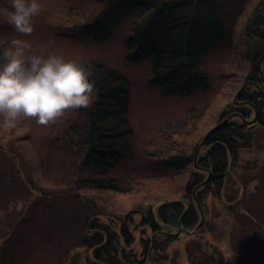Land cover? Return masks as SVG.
<instances>
[{
  "label": "rangeland",
  "instance_id": "rangeland-1",
  "mask_svg": "<svg viewBox=\"0 0 264 264\" xmlns=\"http://www.w3.org/2000/svg\"><path fill=\"white\" fill-rule=\"evenodd\" d=\"M263 1L218 0L222 5L227 38L204 58L203 69L211 85L206 91L184 97L169 94L164 86L150 83V62L135 64L129 60L131 53L126 37L131 31V20L104 42H91L80 32L81 25L91 23L103 11L104 0H41L43 7L40 15L34 18V32L21 37L32 44V51L42 55L57 53L82 64L96 61L128 78L131 97L127 116L135 132V141L130 156L112 176L119 181L121 190L144 186L148 193L125 194L106 203L104 197L97 196L90 187L86 188L80 182L75 185L76 179H83L85 175L76 173L79 159L75 160L72 153L57 147L55 139L81 120L79 116L84 108L67 110L47 125L25 117L10 124L0 115V146L5 147L2 146L0 152V166L3 163V167L11 166L4 151L8 149L6 146L15 147L24 163L31 162L32 179L41 187V192L30 193L22 183L14 181L13 189L8 191L0 168V264H84L75 255L87 251L82 236L87 230L84 221L93 210L119 222L126 218L130 223L138 224L141 217L136 212L141 205L149 208L181 199L194 169L192 163L182 172L178 166L166 168L167 161L153 155L165 148L175 149L172 155H179L178 150L183 148L192 156L205 134L223 117L228 105L238 102L236 95L245 86V74L249 72L244 58L245 24ZM10 9L11 0H0V52L11 39L20 36L6 22L4 12ZM95 98L94 92L93 101ZM255 136L259 141H254L249 151L242 152V160L235 171V177L243 173L241 186L245 188L242 191L249 194H261V189L264 190V132L259 129ZM260 164L261 168L254 167ZM246 166L251 168L244 174L241 169ZM5 176L11 178L9 172ZM236 186L232 187L237 192L239 186ZM54 192L60 194H51ZM74 194H80L78 200L72 199ZM205 203L207 219L214 223L216 232L214 235L205 233L198 239L205 244L212 242L225 254L231 252L232 255L234 248L239 246H234L230 239L236 219L229 211V203L213 196L206 197ZM246 218L252 219L249 215ZM260 218L256 229L260 233L252 245L255 249L253 253H247L244 260L248 264H264V208ZM178 231L173 235L181 234ZM136 237L139 239L138 235ZM191 240V237L183 236L169 246V252L181 254L182 264H186L185 252Z\"/></svg>",
  "mask_w": 264,
  "mask_h": 264
},
{
  "label": "trees",
  "instance_id": "trees-1",
  "mask_svg": "<svg viewBox=\"0 0 264 264\" xmlns=\"http://www.w3.org/2000/svg\"><path fill=\"white\" fill-rule=\"evenodd\" d=\"M104 1L103 11L91 23L78 28L91 42H104L122 24L131 20V31L126 37L127 49L131 53L129 60L135 64L150 62L152 85L164 86L167 93L184 97H192L210 87L211 81L203 69L204 58L227 38L222 5L218 0ZM252 14L243 33L244 58L249 67L245 78L246 83L251 84L237 96L236 101L244 104H229L218 124L236 116L212 131L196 156V167L194 161L199 145L192 156L183 148L178 150L179 155H172L175 149L168 148L153 155L167 161L166 168L178 166L182 172L192 163L194 169L184 188V196L175 199L181 202L165 201L149 208L141 205L136 212L141 217L138 224L130 223L126 218L127 223L124 220L119 222L105 217L97 209L93 210L84 221L87 230L82 236L87 251L75 255L78 261L82 259L84 264H182L181 254L169 252V246L187 236L192 240L185 252L186 264H248L244 260L247 253H253L255 248L252 245L260 233L256 229L264 208V190L261 187V194L243 193V173L237 178L235 171L242 160V152L249 151L253 142L258 140L256 131L264 132V60L261 64L263 76L258 68L264 56V1ZM83 64L92 73L96 98L83 109L79 116L81 120L68 127L62 137L55 139L57 147L72 153L75 160L79 159L76 173L85 175L83 179H76L75 185L80 182L86 188L90 187L98 193L97 196L104 197L106 203L125 194L138 196L148 193L144 186L121 190L119 181L112 176L114 170L130 156L135 141V132L127 116L131 97L128 78L106 64L96 61ZM257 112L255 123L246 122L254 120ZM2 146L5 148L1 145L0 152ZM6 147L7 151H3L11 166L3 167V163L0 168L8 191L13 189L15 181L22 183L30 193L35 190L41 192V187L32 179L31 162L24 163L15 147ZM248 168L251 167H243L241 171ZM8 172L11 178L5 176ZM234 184L239 186L237 192L232 187ZM79 196L74 194L72 199L78 200ZM208 196L229 203L230 209H227L235 216L230 239L239 248H234L232 255L231 252L225 254L212 242L205 244L201 238L198 239L205 233L214 235L216 232L214 223L207 219L205 201ZM199 203L200 208L206 210L204 224L195 234L182 232L173 235L180 228L185 232L198 228L202 218Z\"/></svg>",
  "mask_w": 264,
  "mask_h": 264
},
{
  "label": "clouds",
  "instance_id": "clouds-1",
  "mask_svg": "<svg viewBox=\"0 0 264 264\" xmlns=\"http://www.w3.org/2000/svg\"><path fill=\"white\" fill-rule=\"evenodd\" d=\"M42 7L41 0H11V9L4 12L20 34L0 52V115L10 124L25 117L47 125L93 101L94 81L86 65L57 53L38 54L21 38L34 32Z\"/></svg>",
  "mask_w": 264,
  "mask_h": 264
},
{
  "label": "water",
  "instance_id": "water-1",
  "mask_svg": "<svg viewBox=\"0 0 264 264\" xmlns=\"http://www.w3.org/2000/svg\"><path fill=\"white\" fill-rule=\"evenodd\" d=\"M264 60V56H262V59L260 60V62H259V65H258V68H259V70H260V73H261V76H263V70H262V68H261V64H262V61ZM248 84H251V82H248V83H246L245 84V86L244 87H242L241 89H240V91L237 93V95H236V97L238 96V95H240V93H242L243 91H244V89L246 88V86L248 85ZM238 103V102H237ZM234 116H236V115H233V116H230L229 118H226V120H224V121H222V122H220L219 124H217V125H215V127L211 130V131H209L208 133H206L205 135V138L203 139V141L201 142V144L199 145V148H198V150H197V152H199V150L203 147V146H205V143H206V140L209 138V136L211 135V133H212V131H214L216 128H218V127H220V126H222V125H225L226 124V122L229 120V119H231V118H233ZM257 117H258V112L256 113V118L254 119V120H244V121H246V122H248L249 124H253V123H255V121H256V119H257ZM197 152H196V154H195V161H196V159H197ZM196 165V164H195ZM176 202H181L180 200H175ZM176 202H173V203H176ZM199 208H200V203H199ZM200 210H201V208H200ZM201 214H202V218H201V223H200V225L198 226V228L196 229V230H194L193 232H185L184 230H182V228H180V230L178 231V232H184V233H190V234H194V233H196V231H198V229L204 224V213H203V211L201 210ZM154 239V238H153Z\"/></svg>",
  "mask_w": 264,
  "mask_h": 264
},
{
  "label": "flooded vegetation",
  "instance_id": "flooded-vegetation-1",
  "mask_svg": "<svg viewBox=\"0 0 264 264\" xmlns=\"http://www.w3.org/2000/svg\"><path fill=\"white\" fill-rule=\"evenodd\" d=\"M236 104H239V105H240V104H244V103H242V102H238V103H236Z\"/></svg>",
  "mask_w": 264,
  "mask_h": 264
}]
</instances>
